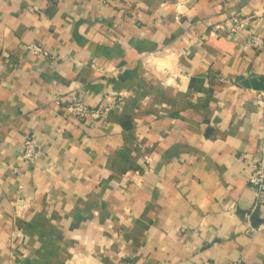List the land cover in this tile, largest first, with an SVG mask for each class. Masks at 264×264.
Listing matches in <instances>:
<instances>
[{"label": "crops", "instance_id": "1", "mask_svg": "<svg viewBox=\"0 0 264 264\" xmlns=\"http://www.w3.org/2000/svg\"><path fill=\"white\" fill-rule=\"evenodd\" d=\"M252 35L264 0H0V264H264ZM73 94L108 119L72 122Z\"/></svg>", "mask_w": 264, "mask_h": 264}, {"label": "built area", "instance_id": "2", "mask_svg": "<svg viewBox=\"0 0 264 264\" xmlns=\"http://www.w3.org/2000/svg\"><path fill=\"white\" fill-rule=\"evenodd\" d=\"M101 3L107 4L108 0H99ZM243 22L237 17H233L226 25L230 31L237 32L243 27ZM264 39L259 35L250 36L242 46L247 48H262ZM28 52L35 56L52 57L47 48H43L36 44L27 47ZM58 103L64 106L69 119L74 123L94 122L102 123L108 119L111 108L107 105L92 106L88 104L80 94L63 96L58 98ZM264 138V135H263ZM24 150L22 154L23 164H35L43 153L42 146L36 136H28L24 138ZM15 173H20V168L14 169ZM248 182L255 188L257 205L264 202V163L257 158L251 167ZM200 264H217L210 261H203Z\"/></svg>", "mask_w": 264, "mask_h": 264}, {"label": "rangeland", "instance_id": "3", "mask_svg": "<svg viewBox=\"0 0 264 264\" xmlns=\"http://www.w3.org/2000/svg\"><path fill=\"white\" fill-rule=\"evenodd\" d=\"M77 253H79V252H77ZM73 256H72V259L74 258V259H79V260H81V259H83L82 257H81V254L79 253L78 255L77 254H72ZM78 256L80 257V258H78ZM81 262V261H80ZM82 263V262H81Z\"/></svg>", "mask_w": 264, "mask_h": 264}]
</instances>
